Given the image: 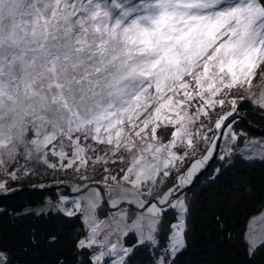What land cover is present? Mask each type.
Masks as SVG:
<instances>
[{
  "label": "snow or ice",
  "instance_id": "1",
  "mask_svg": "<svg viewBox=\"0 0 264 264\" xmlns=\"http://www.w3.org/2000/svg\"><path fill=\"white\" fill-rule=\"evenodd\" d=\"M261 65L264 0H0V175L17 179L18 172L31 171L26 164L9 171L20 158L80 172L90 161L107 165L118 157L123 175L105 168L108 203L144 211L131 223L126 208L100 221L101 193L89 189L71 209H61L68 217L81 214L88 229L77 249L91 251V264H132L129 257L143 245L154 255L159 251L154 264H175L187 248L190 214L186 194L178 189L191 185L220 138L207 126L209 112L230 105L214 129L226 127L224 139L235 142V121H225L238 100L227 97L234 88L251 96ZM253 103L264 109V92ZM169 126L165 143L157 131ZM100 145L103 156L97 155ZM175 149H183L182 155ZM201 149L204 155L178 178V189L158 195L172 168ZM239 151L246 160L264 161L260 141H246ZM233 154L227 149L219 159L227 156L230 162ZM50 155L58 161L51 162ZM219 173L215 169L210 179ZM0 189L7 191L4 183ZM169 210L175 222L160 249ZM247 227L252 256L264 247V213ZM130 233L137 243L127 247L123 241ZM0 264H10L2 252Z\"/></svg>",
  "mask_w": 264,
  "mask_h": 264
},
{
  "label": "trees",
  "instance_id": "2",
  "mask_svg": "<svg viewBox=\"0 0 264 264\" xmlns=\"http://www.w3.org/2000/svg\"><path fill=\"white\" fill-rule=\"evenodd\" d=\"M236 112L240 117L233 119L235 130L264 139V109L244 98L238 100ZM218 165L220 173L212 180ZM52 170L47 167L45 177L25 176V182L11 183L6 192L0 190V252L10 264H91L89 251L76 247L86 230L80 216L68 217L49 205L64 192L59 185L55 189L50 185L51 176L58 172ZM71 177L72 169L68 176L63 173L62 178H54L68 184ZM181 193L190 205L189 230L187 248L175 264H264V247L249 256L245 240L248 222L264 208V161L235 155L225 162L215 157ZM174 217L173 210L164 213L160 249L167 246ZM126 242L137 240L132 235ZM153 251L142 245L129 260L154 264L159 251L155 255Z\"/></svg>",
  "mask_w": 264,
  "mask_h": 264
},
{
  "label": "rangeland",
  "instance_id": "3",
  "mask_svg": "<svg viewBox=\"0 0 264 264\" xmlns=\"http://www.w3.org/2000/svg\"><path fill=\"white\" fill-rule=\"evenodd\" d=\"M109 2H111V0H109ZM143 0H132L133 4H140L142 3ZM251 96L249 94L248 91L244 90V89H233L231 91V93L229 94V96L227 97L228 100H230L231 98L235 97L237 98V100H239L240 97H245L246 99H248L251 103H253L254 100H258L260 98V95L262 92H264V65H261L257 70H256V76L253 78L252 80V86H251ZM220 97H217V99H219ZM254 104V103H253ZM255 106H257L256 104H254ZM258 107V106H257ZM230 105L226 102V104L223 107L217 106L214 110L209 112V115L211 117V123H208L207 126L213 128V130L215 131L216 135L218 137H220L218 140H216V144H217V148H216V152L214 153L213 157L210 158L206 165L198 171V173L193 177V179L204 169L206 168L210 162L217 157L219 159V154L224 153L227 149H233L234 150V154L232 155H241L243 157V155L241 154V152L239 150H242L244 148L245 142L246 141H252V140H256V141H260L262 143H264V139L263 138H256V137H250L247 135V133L243 132L242 130H238V129H234L233 128V124H232V128L233 131H235L237 133L238 139L235 142H232L230 140H225L224 139V135L227 134V128H221L219 130H215L214 129V124L215 121L218 117V115H222L228 111H230ZM235 117H240L238 112H235L233 114V116L229 117L227 121H225V125H227L229 122H231ZM202 120H204L207 123V118L205 117H201ZM204 131H207V128L204 129ZM171 132H172V128L171 126L167 127V128H161L158 129L157 131V136L160 137L165 143H167V141L171 138ZM207 134L209 136L213 135V132H207ZM32 133H29V136H31ZM51 147V146H49ZM99 148L101 149L100 151L97 152V155L103 156L104 152H103V145H100ZM175 151L178 152V154L182 155L183 153V149H175ZM109 155H111V153H109ZM119 155H123L125 156V159H127V154L121 152ZM204 155V151L203 149H201L200 152L196 153L195 156L190 155L189 157L183 159L182 162L178 163L177 167L172 168L171 173L168 177H165L162 183V187L159 189V194H163L164 192H167L168 189L170 188H177L178 189V185H179V177L182 175H185L187 173V171L189 170L191 164L195 161L201 158V156ZM93 159H95V156H93ZM117 160L116 163H111L109 162L107 165H104L102 163H97L95 166L91 165V161L89 162V167L87 168V170L85 169H81L80 172H76L73 169V173H74V177H71L67 182L68 184H64L62 183H58V181L54 178V177H58V178H62L63 173H67V176L70 174L71 168L69 169H56V170H52L53 172H57V174H54L53 176V180L50 183V185L52 186V188H56L54 186L59 185V188H64V190L60 189L59 191H64V192H60L59 195V199H57V201H51L49 205L52 206V208L57 209L59 212L64 213V211H62V208H72V201L75 200L76 198L80 197L81 195H84L85 193H87L89 191V189L91 188H97L100 193H101V197H102V203L100 208L102 209L99 213V209H97V218L100 221H108L110 218V214L119 211L121 208H126L128 210V223H131L132 220H134L136 218V214L138 212L144 211L143 209H139L136 207L135 204H128V203H122L120 204L117 208H112L110 206V204L108 203V199H107V191L104 185V180L105 177L109 175V172L105 171V168H108L110 170V173L115 175L117 173H119V170L121 167H124L125 165L119 162V158L116 157L115 158ZM226 159L229 160V158L226 156V158L222 161L226 162ZM49 160L51 162H57L58 158L56 157H52L51 155L49 156ZM221 160V159H219ZM31 170L29 171L27 174H25L23 171H20L17 173L18 178L17 179H9L8 177L4 176V175H0V183H4L5 188L8 190H10L11 183H20L25 182L26 180H24L25 176H33L35 177L34 179H38L39 177H45V175H47V171H46V165L40 163V164H36L34 161H28L26 162L23 158H20L19 163L17 164H13L10 168L9 171H14L16 169L21 168V166L25 165ZM219 168L220 166H216L215 169ZM120 175H123V173H119ZM66 175V174H65ZM87 176L88 179L84 180L81 179V176ZM176 175V176H175ZM178 175V176H177ZM119 178V177H118ZM82 184H81V183ZM109 183H111V181H109ZM46 185V184H44ZM85 185H87L88 187H85ZM61 186V187H60ZM79 186L80 191H73V188ZM16 188V187H15ZM15 188H11V189H15ZM3 192H6L3 189H0ZM181 189H178V194L179 195H184L183 193H181ZM62 197H67L68 201L67 203H63L61 198ZM175 197H173L174 199ZM154 197L152 198V202H154ZM49 207V206H48ZM82 207H83V202H82ZM104 207V208H102ZM170 211V210H169ZM262 213H264V208L261 210V212H259L258 214L254 215L255 217H259ZM80 216L81 221L83 222V218L81 214H77ZM253 216V217H254ZM251 220V219H250ZM175 222V217L174 220L169 224V226ZM84 223V222H83ZM86 230L85 233L82 237V239H84L87 234H88V229L86 227V225L84 224ZM170 232V229H169ZM134 234L130 233L129 236L124 238V244L127 247H132L133 245H135L137 242H126L127 239L132 236ZM169 235V233H168ZM168 242V241H167ZM84 253H87L89 251V254L91 255V251L88 249H84L82 250Z\"/></svg>",
  "mask_w": 264,
  "mask_h": 264
}]
</instances>
